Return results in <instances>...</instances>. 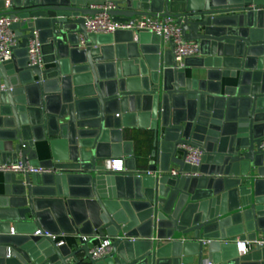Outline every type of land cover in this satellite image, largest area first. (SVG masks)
I'll list each match as a JSON object with an SVG mask.
<instances>
[{"label":"water","instance_id":"1","mask_svg":"<svg viewBox=\"0 0 264 264\" xmlns=\"http://www.w3.org/2000/svg\"><path fill=\"white\" fill-rule=\"evenodd\" d=\"M104 1L0 0V16L20 18L0 63V163L54 170L6 173L0 264H203L205 249L214 264H264V245L238 244L264 232V0H113L115 21L174 18L201 46L184 65L151 32L88 33ZM36 30L43 67L28 64ZM144 129L154 149L141 171L127 133ZM185 146L203 149L201 166L185 163ZM98 237L112 254L94 260Z\"/></svg>","mask_w":264,"mask_h":264},{"label":"built area","instance_id":"2","mask_svg":"<svg viewBox=\"0 0 264 264\" xmlns=\"http://www.w3.org/2000/svg\"><path fill=\"white\" fill-rule=\"evenodd\" d=\"M90 7L100 9L101 12L95 15H88L85 17V26L88 33L92 34H106L114 33L118 30H132L140 33L141 31H148L152 34L160 36L162 43L165 47L172 49L173 55L179 65H184L187 59H195V57L201 56V46L198 41H187L183 37L182 26L172 17L162 16H139L135 19L115 21L110 10L117 9V4L113 0H105L102 4H93ZM20 18H12L9 15L0 16V63L11 61L14 57V49L18 46L20 39L16 30L12 28L13 24L19 23ZM81 44L85 46L83 39ZM28 64L30 66L45 65L43 55V45L40 40L39 31L34 32V36L28 40ZM166 49V48H165ZM4 88V87H3ZM188 153L185 156V163L194 167L201 166L204 151L201 147L185 146ZM261 147L264 149V138L261 142ZM109 163L110 168L122 171L124 170L123 160L114 159ZM0 172L3 173H16L23 175L24 173H30L34 175H40L44 173L54 172L52 168L45 167L43 165H32L29 162L23 163L22 161L11 163H0ZM171 175H178L179 170L171 168L168 172ZM147 174H153L150 170H147ZM184 176L198 177L200 172H183ZM35 235L51 237L58 242V245L65 243L64 240H57V236L48 232L47 230H37ZM91 237L83 236V240L88 241ZM239 249L243 253H247L253 246L264 245V232L259 235L255 240H238ZM112 239L109 237L101 238V240L95 245H90L89 253L92 258L105 259L112 253ZM203 264H214L211 258L203 260Z\"/></svg>","mask_w":264,"mask_h":264},{"label":"crops","instance_id":"3","mask_svg":"<svg viewBox=\"0 0 264 264\" xmlns=\"http://www.w3.org/2000/svg\"><path fill=\"white\" fill-rule=\"evenodd\" d=\"M166 50L169 49V47H165ZM43 55L45 56H49L50 54H46L43 51ZM21 57V54H20ZM195 72H197L196 67H190L187 68V73L189 75L194 74ZM154 135L153 131L150 129H144V130H132V131H128L127 133V137L132 139L134 141V147H135V151L138 154V147L141 148L140 151V156L138 155L139 158H137L136 164H137V169H140L141 171H145L147 169L148 163L149 161L153 160V158L151 157V152L154 149V147L152 146V142L149 143L148 140L146 139L147 135ZM49 156L48 151L44 153H40L39 159H44L47 158ZM130 157H128L129 159ZM127 160V159H126ZM125 163V161H123V164ZM130 164H134V162L132 160H129ZM171 168H175L178 169L177 167H175L174 165L171 166ZM5 175L6 173L0 172V191H3V183H4V179H5ZM57 240H64L65 242H67L68 244H75V243H80V236H71V235H67V234H60V236L57 235ZM101 240V238H97L95 240L94 243L91 244V246L95 245L96 243H98ZM239 240V238H238ZM207 258H211L210 256V252L205 249V253H204V259ZM191 264H198V256L196 255L194 258V262Z\"/></svg>","mask_w":264,"mask_h":264},{"label":"trees","instance_id":"4","mask_svg":"<svg viewBox=\"0 0 264 264\" xmlns=\"http://www.w3.org/2000/svg\"><path fill=\"white\" fill-rule=\"evenodd\" d=\"M146 139L148 140L149 143H151L153 141V136L148 134ZM137 150H138V155L140 156L141 148L138 147Z\"/></svg>","mask_w":264,"mask_h":264}]
</instances>
